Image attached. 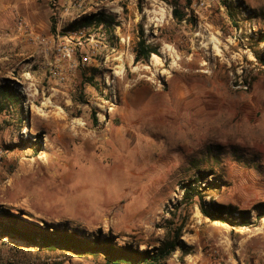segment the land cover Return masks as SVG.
<instances>
[{
  "label": "rangeland",
  "instance_id": "rangeland-1",
  "mask_svg": "<svg viewBox=\"0 0 264 264\" xmlns=\"http://www.w3.org/2000/svg\"><path fill=\"white\" fill-rule=\"evenodd\" d=\"M226 4L114 0L96 13L107 28L73 29L86 15L60 20L49 0L13 11L0 82L22 110L0 115L2 221L6 211L139 251L177 237L163 264H264V0ZM141 39L157 60L134 63ZM192 181L210 215L229 207L249 224L211 220L197 196L182 201ZM0 264L105 263L0 235Z\"/></svg>",
  "mask_w": 264,
  "mask_h": 264
},
{
  "label": "trees",
  "instance_id": "trees-1",
  "mask_svg": "<svg viewBox=\"0 0 264 264\" xmlns=\"http://www.w3.org/2000/svg\"><path fill=\"white\" fill-rule=\"evenodd\" d=\"M225 7H228L226 0H221ZM172 15L178 21L184 20L183 15L174 8ZM112 21H109L102 15H90L83 17L81 20L75 22L71 28L76 29L98 27L102 25L103 28L110 26ZM51 30L55 31L54 24L51 25ZM158 51L155 47L146 43L144 39H141L135 47L134 51V63L144 62L148 63L152 55L158 56ZM91 82V81H90ZM9 110L15 111L17 114L22 110V102L20 101L19 93L10 86L9 81H5L0 84V115L8 113ZM192 182L186 183L183 187L185 196L182 201H186L188 196L190 198L197 196L201 199L200 192L192 187ZM201 212L204 216L209 217L213 221H219L225 224H241L246 226L248 222V213L246 211H240L238 214L241 216V221L235 223L232 221V216L235 209H217L216 215H210L208 211H205L202 205L201 199ZM257 217L264 215V202L260 203L257 208ZM1 214V212H0ZM8 220L6 223L2 221L0 217V235L8 237L11 240H18L20 242L34 245L39 249L47 252H61L69 254L73 257L81 259H103L105 264H163L171 254L179 247L177 237L172 238L170 241L165 242L159 247H153L144 251L132 247L131 245L118 246L114 242V238L111 235L104 236L98 233L97 236L87 237L79 235L76 232H69L67 229L60 228L56 225H50L43 223V227L31 225L26 221H23L20 217L11 215L5 211ZM22 216V214H21ZM23 222L29 224L30 230H21L18 224Z\"/></svg>",
  "mask_w": 264,
  "mask_h": 264
},
{
  "label": "built area",
  "instance_id": "built-area-1",
  "mask_svg": "<svg viewBox=\"0 0 264 264\" xmlns=\"http://www.w3.org/2000/svg\"><path fill=\"white\" fill-rule=\"evenodd\" d=\"M53 9L60 12V20L67 19L68 16H73L76 13L75 19L82 18L83 16L87 17L96 14L97 12H105L109 5V2L114 0H63L62 4L58 5L57 0H49ZM14 28L16 33L22 34V32H26L27 23L26 21L20 17L16 16L14 21ZM43 41V40H42ZM43 43V42H42ZM67 57L71 58V51L67 52ZM75 66L74 63L72 65L69 64V69H72ZM53 77L57 78L59 81H64L65 77H63L62 73L59 71H50ZM1 154V152H0ZM1 160V157H0Z\"/></svg>",
  "mask_w": 264,
  "mask_h": 264
},
{
  "label": "crops",
  "instance_id": "crops-1",
  "mask_svg": "<svg viewBox=\"0 0 264 264\" xmlns=\"http://www.w3.org/2000/svg\"><path fill=\"white\" fill-rule=\"evenodd\" d=\"M24 7L25 0H0V45L5 40L3 31L6 30L13 21V11H15V13L25 11ZM3 77L4 74L0 71V79H3Z\"/></svg>",
  "mask_w": 264,
  "mask_h": 264
},
{
  "label": "bare ground",
  "instance_id": "bare-ground-1",
  "mask_svg": "<svg viewBox=\"0 0 264 264\" xmlns=\"http://www.w3.org/2000/svg\"><path fill=\"white\" fill-rule=\"evenodd\" d=\"M152 58L154 60H157L158 59L156 55H153ZM13 213H16V211H13ZM23 217L26 218V219H28V220H30V221H33V219L30 216H26V214H23ZM147 249H149V247H147L145 243H141L140 244V250L141 251H144V250H147Z\"/></svg>",
  "mask_w": 264,
  "mask_h": 264
}]
</instances>
